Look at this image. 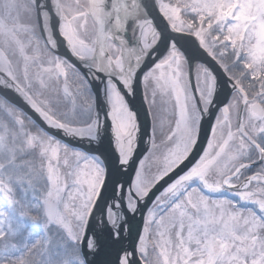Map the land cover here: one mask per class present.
I'll list each match as a JSON object with an SVG mask.
<instances>
[{
    "label": "snow or ice",
    "instance_id": "snow-or-ice-1",
    "mask_svg": "<svg viewBox=\"0 0 264 264\" xmlns=\"http://www.w3.org/2000/svg\"><path fill=\"white\" fill-rule=\"evenodd\" d=\"M0 264H264V0H0Z\"/></svg>",
    "mask_w": 264,
    "mask_h": 264
},
{
    "label": "water",
    "instance_id": "water-1",
    "mask_svg": "<svg viewBox=\"0 0 264 264\" xmlns=\"http://www.w3.org/2000/svg\"><path fill=\"white\" fill-rule=\"evenodd\" d=\"M142 118H144L143 116H142ZM145 119V123H147V121H146V118H144ZM208 127V125H207V123L205 124V128H207ZM146 136L144 137V139L146 140ZM204 139V135L202 134V140ZM147 147V145L145 144V143H142L141 145H140V148H139V150H138V152H137V157H139L141 154H143L144 153V150H145V148ZM138 219H139V217H137Z\"/></svg>",
    "mask_w": 264,
    "mask_h": 264
}]
</instances>
